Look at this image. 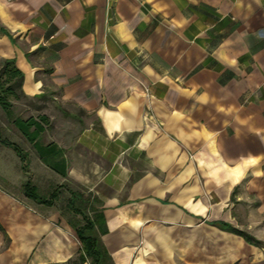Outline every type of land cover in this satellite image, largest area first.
<instances>
[{"label":"crops","instance_id":"1","mask_svg":"<svg viewBox=\"0 0 264 264\" xmlns=\"http://www.w3.org/2000/svg\"><path fill=\"white\" fill-rule=\"evenodd\" d=\"M6 59L79 127L52 141L66 177L35 164L91 194L113 264H264V0H0ZM18 174L0 144V179ZM4 183L0 264L75 259L54 203Z\"/></svg>","mask_w":264,"mask_h":264},{"label":"trees","instance_id":"2","mask_svg":"<svg viewBox=\"0 0 264 264\" xmlns=\"http://www.w3.org/2000/svg\"><path fill=\"white\" fill-rule=\"evenodd\" d=\"M23 73L15 66L13 60H3L0 65V106L8 117L11 118L14 126L19 130L23 137L30 143L38 158L50 169L66 177L67 164L63 157L62 149L54 142L43 143L41 137L49 126L48 117L44 114L38 117L29 116L22 118L13 116L11 99H17L20 96L27 98L22 92ZM40 98V96H39ZM40 108V106H39ZM3 145L12 148L21 160V167L26 171V155L27 150L19 147L15 142L0 137ZM64 186V184L59 185ZM24 196L32 199L36 203H44L51 206L60 194V188L56 187L50 192L48 197L39 195L38 188L34 186L30 180H27L22 185ZM83 194L77 190H70L69 205H74L75 202H83ZM83 222L78 225H73L76 236L81 243V248L76 256V262L73 264H82L89 261V264H113L111 257L103 246L99 234L105 231V228H99L98 223L100 215L95 213L93 217L82 215ZM235 233L244 236L247 240L250 237L242 231L231 229ZM64 264H72V260ZM57 264V263H53Z\"/></svg>","mask_w":264,"mask_h":264},{"label":"rangeland","instance_id":"3","mask_svg":"<svg viewBox=\"0 0 264 264\" xmlns=\"http://www.w3.org/2000/svg\"><path fill=\"white\" fill-rule=\"evenodd\" d=\"M11 101L13 103L12 117L20 116L22 118H28L29 116L38 117V115H41V113L46 114V116L48 117L49 126L46 129V132L41 137L42 142L47 143L55 140H58L60 142L62 138H64L63 140L66 144L68 139L66 138V132L70 131V133H75L79 130L78 126L74 127L72 126V124H70V127H68L69 123H67L66 120H61L60 112L54 105H50L46 109H38L36 105L38 101H32L22 96L17 99L12 98ZM0 137L3 139H8L11 142H15L19 147L28 151L26 155L27 170L23 171L24 175L18 174L16 176L14 184L8 182L4 183V181L0 179V183H4L3 188L7 191V194L20 202L27 201L29 203H34L35 201L30 198H26L22 192L21 184H23L25 181L30 180V182L34 186L38 187V193L44 195V197H48L53 188H56L58 186L60 188V194L54 202V208L59 210L61 215H63L69 222H71V226L81 224L84 221L82 215H93L92 213H90L91 206L88 203V201H90L91 199V194L87 192V189L83 185L75 182L73 179L67 178L66 180H62L61 178H55V176H51V174L47 175L39 172V165L35 164L36 153L34 149L19 132V130L14 126L11 118L6 115L1 106ZM0 144H2L1 141ZM65 144L63 143V145ZM20 163H22L21 160ZM31 168L33 169V172H31ZM59 183L64 184V186L60 187ZM70 190H77L82 193L83 202H75L74 205H69L68 202L70 197ZM74 231L75 230L72 229L73 233ZM74 237L78 246H81V243L79 242L77 236L74 235ZM72 261L73 264L77 260L75 259Z\"/></svg>","mask_w":264,"mask_h":264}]
</instances>
